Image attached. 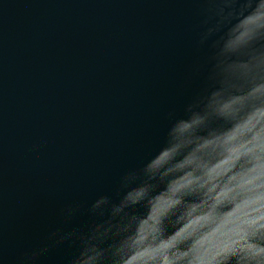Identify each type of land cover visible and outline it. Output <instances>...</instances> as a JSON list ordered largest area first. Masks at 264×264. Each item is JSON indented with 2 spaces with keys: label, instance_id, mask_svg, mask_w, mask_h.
<instances>
[{
  "label": "water",
  "instance_id": "1",
  "mask_svg": "<svg viewBox=\"0 0 264 264\" xmlns=\"http://www.w3.org/2000/svg\"><path fill=\"white\" fill-rule=\"evenodd\" d=\"M0 264H264V0H0Z\"/></svg>",
  "mask_w": 264,
  "mask_h": 264
}]
</instances>
